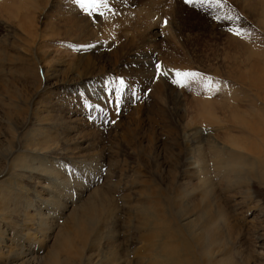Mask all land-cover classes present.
I'll list each match as a JSON object with an SVG mask.
<instances>
[{"label":"rangeland","instance_id":"374dc122","mask_svg":"<svg viewBox=\"0 0 264 264\" xmlns=\"http://www.w3.org/2000/svg\"><path fill=\"white\" fill-rule=\"evenodd\" d=\"M99 12L73 0H0V148L25 157L23 140L38 130L68 158L93 163L94 173L74 175L62 221L107 195L109 246L128 247L135 264L144 206L171 181L186 188L185 160L197 149L189 134L206 131L260 167L228 184L209 177L220 194L212 210L226 212L248 245L255 231L264 249V0H109ZM177 71L200 75L180 77L181 87Z\"/></svg>","mask_w":264,"mask_h":264},{"label":"bare ground","instance_id":"6f19581e","mask_svg":"<svg viewBox=\"0 0 264 264\" xmlns=\"http://www.w3.org/2000/svg\"><path fill=\"white\" fill-rule=\"evenodd\" d=\"M230 45L235 50L236 40ZM242 50L249 55L246 46ZM230 64L225 67L240 69L249 64V57ZM232 75L229 72L228 77ZM205 133L189 134L197 149L196 157L185 160L186 188L176 189L171 181L167 195H154L152 204L144 206L135 264H252L264 258L260 235L254 231L248 245L226 212L212 210L220 194L212 181L215 176L209 177L218 174L228 184L246 180L247 172L256 173L260 167ZM29 137L21 148L25 157L14 156V147L0 148V264H132L128 247L109 246L115 212L107 195L104 202L95 197L62 221L60 203L72 200L77 176L96 171L93 163L81 156L68 158L46 132L35 130ZM62 158L70 165L61 164Z\"/></svg>","mask_w":264,"mask_h":264},{"label":"snow or ice","instance_id":"6c2138e0","mask_svg":"<svg viewBox=\"0 0 264 264\" xmlns=\"http://www.w3.org/2000/svg\"><path fill=\"white\" fill-rule=\"evenodd\" d=\"M195 2H197V0H184L185 4H191V3H195ZM73 3L80 10H82L86 15L91 16L93 13H97L98 15H103V13L99 12V9L101 7L107 8L109 0H73ZM165 23H167V21H165ZM235 34L239 35V32L237 31ZM156 68H157L158 75H167V73H162L159 71L160 65H157ZM199 75H200L199 73H195V72L181 73V72L177 71L175 73L176 79H173L172 83L180 85L181 87H183V86H185L186 81L180 79V77L195 78ZM121 83H122V81H121ZM210 86H212V81L210 79H206L204 87L208 88Z\"/></svg>","mask_w":264,"mask_h":264}]
</instances>
